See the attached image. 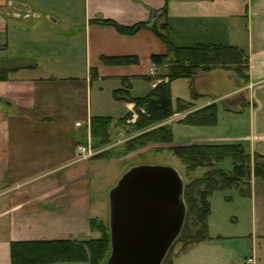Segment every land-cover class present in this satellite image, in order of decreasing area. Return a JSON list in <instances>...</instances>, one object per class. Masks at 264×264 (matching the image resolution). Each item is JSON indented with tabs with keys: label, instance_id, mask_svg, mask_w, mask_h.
Instances as JSON below:
<instances>
[{
	"label": "crops",
	"instance_id": "0c3cea01",
	"mask_svg": "<svg viewBox=\"0 0 264 264\" xmlns=\"http://www.w3.org/2000/svg\"><path fill=\"white\" fill-rule=\"evenodd\" d=\"M107 20L144 27L123 34L101 23ZM163 23L176 46L230 45L245 51L247 80L237 83L234 71L223 69L186 78L193 94L181 100L192 107L174 119L181 122L213 103L226 114H247V133L205 142H238L252 156H262L264 164V0H0V75L8 72L0 79V264H12L13 242L84 246L91 258L88 246L102 237L96 224L105 222L100 210L114 187V175L105 177L103 172L124 158L99 154L82 160L78 145L93 117L113 118L111 131L118 142L142 133L128 120L117 121L145 110L129 97L144 98L168 81L167 67L152 61L154 54L167 53L166 43L153 30ZM127 56L139 62L109 64L102 59ZM82 80L91 99L87 115L80 117L75 110L83 101ZM94 82L113 85L108 95L125 106V115L97 113L104 111L99 104L94 109ZM226 82L229 88L221 89ZM100 93L99 98L105 97L104 89ZM229 97L234 98L233 107L218 104ZM239 194L250 211L249 228L241 238L252 242L253 263L248 258L245 264H261L264 258H257L264 257V180L253 176L249 192ZM56 255V264H92L82 254ZM217 258L206 262L223 264L221 255Z\"/></svg>",
	"mask_w": 264,
	"mask_h": 264
},
{
	"label": "trees",
	"instance_id": "16d2710c",
	"mask_svg": "<svg viewBox=\"0 0 264 264\" xmlns=\"http://www.w3.org/2000/svg\"><path fill=\"white\" fill-rule=\"evenodd\" d=\"M168 8L163 11L166 15ZM102 24L112 25L123 34H134L144 27L143 23L133 26H124L115 21H101ZM169 26L167 23L155 25L154 32L162 38L167 45V53L154 54L152 61L156 66L167 67V82L159 85L150 95L144 98H132L137 108L144 107L146 112H139V117L134 130L142 132L125 143L126 152L131 153L151 143L168 144L173 142V131L169 125H161L176 113H182L192 107L191 103L179 99L178 108L173 106L171 95V82L180 78H192L198 72H211L217 69L232 70L235 74L241 75L243 68L248 69V56L243 49L230 45H206L197 44L193 46H176L169 39ZM105 63L109 64H130L138 63L136 57H103ZM8 72H3L0 79L5 78ZM247 80V74L243 77ZM121 90L114 92L118 96ZM194 98L198 97L193 95ZM183 103H187L186 107ZM180 104V105H179ZM129 114L117 121L118 124H125ZM183 122L192 125H215L218 122V105L213 103L201 110L190 113ZM114 119L109 117H93L91 119V132L96 147H102L112 143L113 133L111 131ZM160 124V125H159ZM157 126L155 129L152 127ZM172 151L177 155L187 168L188 172L196 170L201 166H213L226 157L233 160V170L230 173L222 169H215L206 178L194 180L185 186V202L187 205L186 222L181 233H189V245L209 241L212 237L209 234V216L211 213L210 197L213 192L231 187L241 189L246 195L249 192V183L253 176L264 180V164L260 162L262 156L247 153L242 144H215V143H193L187 147H175ZM116 152V153H115ZM113 153V154H112ZM99 156L107 159H115L120 154L116 150H109ZM204 185V188H201ZM247 185V190L241 188ZM97 221H94V225ZM96 228L101 231L102 237L93 241L88 246L92 252L88 257L84 246H58L54 242H13L12 243V264H56L54 255L58 257L66 255L74 257L82 254L85 259H91L92 264H105L111 253L110 227L106 222H97ZM194 229V230H193ZM180 237V238H181ZM45 244V245H44ZM188 245V246H189ZM191 247L184 248V252ZM50 253L49 258H47ZM165 263V260L163 264ZM171 264H174L173 261Z\"/></svg>",
	"mask_w": 264,
	"mask_h": 264
},
{
	"label": "rangeland",
	"instance_id": "374dc122",
	"mask_svg": "<svg viewBox=\"0 0 264 264\" xmlns=\"http://www.w3.org/2000/svg\"><path fill=\"white\" fill-rule=\"evenodd\" d=\"M246 74L247 70L245 68H243L241 75L236 74L235 77L237 83L245 81L243 77ZM81 85L83 86L81 90L83 101L82 105L79 106L80 112H78L79 108H77L78 110H75L77 115L80 117L87 115V108L91 99L90 92L87 93L85 81L82 80ZM109 85L110 84L107 82H94L92 88V101L94 109H96L95 106L99 104V109L104 112L97 113H104V115L108 114L115 117L123 116L126 114L127 110H125V106L122 103L115 101L112 95H108V92L113 89V85ZM228 88L229 84L227 82L221 87V89ZM102 89H104V95L102 96L105 97L99 98V94L101 95L100 92ZM170 89L175 109L178 108L179 99L184 98L189 100L190 96L193 94L192 86L186 78H180L172 81ZM140 93L142 94V92ZM108 96H110V99H108ZM230 98L231 97H229L228 101L227 98L219 100L220 102L218 104L220 106L225 105L228 106V108H231L235 105V101H232L234 98ZM113 100L117 103H113ZM106 104H108L109 107L106 106ZM186 104L187 103H183V106L186 107ZM188 110H191V108ZM137 112L139 114V110ZM97 113L94 112V114ZM246 115L247 114L235 115L230 114L229 112L226 114L223 109L221 110L218 107V122L215 125L187 124L183 121L178 122L179 120H175V117L173 116V118H170L169 120L174 119V122H169V124L164 122V124L171 127L173 124V144L151 143L143 148L133 151L131 154L125 153V143L127 144V141L130 139L122 143H118V138L113 134L112 143L117 144L115 147L111 148V150H116L117 154L121 155L115 159H118L119 157H123L124 159L119 161L122 164L119 162L115 165L113 164V167L105 170L103 175L105 177L109 174L110 176L114 175V179L112 180L110 186L111 188L117 184L121 176L130 167L140 164L172 166L182 175L185 186L194 180L206 178L211 172L213 174L215 169H222L225 172L230 173L233 170V160L231 157H226L218 163L214 162L213 166H201L194 171L188 172L186 166L182 160L174 154L172 148L182 146L187 147L193 143H207L205 142L207 141L206 139L215 136L218 138L221 137L220 139H224L238 136L243 132L247 133L248 122ZM242 120L244 124L240 123ZM157 126L155 125L150 130L155 129ZM85 139L86 136L84 140ZM192 140L196 141L192 142ZM221 141L226 144L238 143L227 139ZM201 188H204V185H202ZM241 188L247 190L248 186L241 185ZM240 191L241 189L237 187H231L213 192L210 197L211 213L209 216V234L212 238L209 241L191 246L189 245V233L184 234L182 237L180 235L168 252L164 264H171L172 261L175 264H208L206 262L208 257L211 261L215 260L216 262L219 255H221L223 264H245L246 259L253 256V253L251 248L252 242L246 238H241V235H243L249 228L248 221L250 220V211L248 210V205L246 203V205H244L242 202L239 194ZM107 195L108 193H106V201L105 204L102 205L103 208L100 210V213H103L102 216L104 221L109 224V199ZM186 247L191 248L184 252V248ZM109 254L111 253L109 252ZM263 258L264 257H261L260 259L257 258V261H261ZM261 264H264V259Z\"/></svg>",
	"mask_w": 264,
	"mask_h": 264
},
{
	"label": "water",
	"instance_id": "95a60500",
	"mask_svg": "<svg viewBox=\"0 0 264 264\" xmlns=\"http://www.w3.org/2000/svg\"><path fill=\"white\" fill-rule=\"evenodd\" d=\"M184 192L172 166L130 167L108 192L111 254L105 264H163L186 222Z\"/></svg>",
	"mask_w": 264,
	"mask_h": 264
},
{
	"label": "built area",
	"instance_id": "2783aa9c",
	"mask_svg": "<svg viewBox=\"0 0 264 264\" xmlns=\"http://www.w3.org/2000/svg\"><path fill=\"white\" fill-rule=\"evenodd\" d=\"M152 73H155L154 69H152ZM143 113H145V110H142ZM138 114L133 113L127 120L129 124H135L138 119ZM76 126L83 127L84 124L82 122H77ZM86 139L79 143L78 149L80 151L81 159H89L94 156H97L103 152L111 150V148L115 147L117 143H110L108 145L102 146V147H96L94 145V140L92 138V132H91V120H89L86 124ZM122 143V142H118ZM249 263H253V258L248 259Z\"/></svg>",
	"mask_w": 264,
	"mask_h": 264
}]
</instances>
